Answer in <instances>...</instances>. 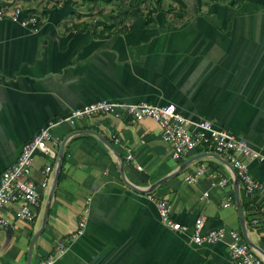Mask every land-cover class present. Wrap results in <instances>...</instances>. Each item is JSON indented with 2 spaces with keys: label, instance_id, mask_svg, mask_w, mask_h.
I'll list each match as a JSON object with an SVG mask.
<instances>
[{
  "label": "crops",
  "instance_id": "obj_1",
  "mask_svg": "<svg viewBox=\"0 0 264 264\" xmlns=\"http://www.w3.org/2000/svg\"><path fill=\"white\" fill-rule=\"evenodd\" d=\"M130 2L124 9L126 0H0V6L9 3L38 21L33 32L20 25L23 17L0 20V174L49 121L100 100L173 103L187 120L208 121L264 152V0H201L200 6L194 0H160L158 6L148 3L149 11ZM52 135L59 146L66 141L62 179L45 226L29 256L56 168L55 160L37 153L30 181L39 185L44 168H50L41 205L31 224L20 221L13 207L0 211L5 221L0 264H42L58 239L81 228L52 264H235L228 236L213 245L193 243L198 218L204 220L203 233L235 231L264 256L263 223L251 222L264 208V191L246 194L238 182L244 235L233 171L223 157L197 148L173 160L158 124L149 118H84L53 128ZM128 149L133 163L125 159ZM199 155L150 193L125 183L147 189ZM201 165L208 169L203 177L194 184L183 181ZM248 173L264 183L262 164L249 163ZM222 180L225 184L218 185ZM148 195L167 201L172 219L186 231L165 228Z\"/></svg>",
  "mask_w": 264,
  "mask_h": 264
},
{
  "label": "built area",
  "instance_id": "obj_2",
  "mask_svg": "<svg viewBox=\"0 0 264 264\" xmlns=\"http://www.w3.org/2000/svg\"><path fill=\"white\" fill-rule=\"evenodd\" d=\"M23 17L20 25L37 31L38 21L35 16H22L20 8L11 4L0 6V20H17ZM108 115L117 119H127L139 122L146 118L152 119L160 128L162 140L169 145L171 158L178 161L186 157L197 148L213 152L223 157L233 168L238 182L246 194L258 195L264 191V183L255 181L248 173L249 163H260L264 166V152L250 148L247 143L224 130L215 129L208 121H189L183 117L173 103L164 106H154L145 102L127 104L100 100L86 104L70 111L67 115L49 121L30 141L24 143L16 161L0 174V211L9 207L15 208V216L24 223L31 224L37 216L41 205L40 189L47 186V177L50 168L45 167L42 174L43 181L35 185L30 181L32 160L37 153L56 161L59 139L52 135V129L60 125H73L77 120ZM191 127H193L191 129ZM125 159L133 163L131 151L126 150ZM137 170L141 168L135 165ZM204 165L199 166L193 174H186L183 181L194 184L207 173ZM225 181H220L222 186ZM207 194L204 193L203 196ZM148 199H154L148 195ZM160 223L167 229L177 232L186 231L187 227L175 222L171 217L170 204L165 200L154 201ZM228 204L224 205L226 207ZM261 221L264 227V208H261L251 219L252 224ZM0 224L5 221L0 220ZM203 218L194 222L192 241L195 245H213L223 242L229 237L227 249L235 264H264V256L254 252L235 231L224 228L202 231ZM83 227V224L80 226ZM82 228L72 233L67 239H58L52 254L42 264H52L60 259L69 242L81 235ZM264 234V233H263Z\"/></svg>",
  "mask_w": 264,
  "mask_h": 264
},
{
  "label": "water",
  "instance_id": "obj_3",
  "mask_svg": "<svg viewBox=\"0 0 264 264\" xmlns=\"http://www.w3.org/2000/svg\"><path fill=\"white\" fill-rule=\"evenodd\" d=\"M82 132H75L73 133V135L75 134H81ZM97 135V134H96ZM65 141L66 139H64L62 141V143L60 144L59 148H58V151H57V154H56V168H55V174H54V177H53V181H52V185L49 189V192H48V195H47V199H46V203H45V209H44V213L42 215V221H41V227H40V230L39 232L32 238V241H31V245H30V250H29V256H30V253H31V247H32V243L33 241L36 239V237L39 235V233L42 231V229L44 228L45 226V221H46V217H47V212H48V208H49V204H50V201H51V197H52V193H53V190H54V187L57 183V179H58V174H59V170H60V165H61V159H62V154H63V148H64V144H65ZM101 141L103 143H106L103 139H101ZM109 146V145H108ZM202 155H199V156H196V157H192L190 159H188L187 161H184L180 166L179 168L172 174H170L169 176L165 177L164 179H161L159 181H157L156 183H154L152 186H150L149 188L147 189H137L136 187H134L133 185L125 182L126 185H128V187H130L132 190L134 191H138L140 193H144V194H147V193H150L152 192L157 186H159L162 182H164V180H166L167 178L169 177H172V176H175L177 174H179L180 172H182L185 167L187 165H189L191 162L195 161L198 157H200ZM217 158H219L218 156H216ZM117 160H118V165H119V172H120V175L121 177L123 176V164L122 162L120 161V158L117 156ZM228 166H230L227 162H225ZM231 167V166H230ZM232 171H233V175H234V185H233V191H234V198H235V204H236V207H237V211H238V215H239V219H240V224H241V228H242V233L245 235V229H244V225H243V220H242V212H241V206H240V203H239V199H238V180L236 178V174H235V171L233 170V168L231 167ZM247 243V241H245ZM248 244V243H247Z\"/></svg>",
  "mask_w": 264,
  "mask_h": 264
},
{
  "label": "rangeland",
  "instance_id": "obj_4",
  "mask_svg": "<svg viewBox=\"0 0 264 264\" xmlns=\"http://www.w3.org/2000/svg\"><path fill=\"white\" fill-rule=\"evenodd\" d=\"M134 1V0H133ZM127 3H132V2H130V0H126V4L123 6L124 7V9L125 8H127L128 6L129 7H132V5H129V4H127ZM152 6V5H156V6H158V3L160 4V0H143L142 2H140V0H138V2H137V4L139 5L138 6V9H143L144 11H149L148 10V8H146V6L148 5L149 6V4ZM134 5H135V3H134ZM148 15V13L146 14V16ZM147 18V17H146Z\"/></svg>",
  "mask_w": 264,
  "mask_h": 264
},
{
  "label": "trees",
  "instance_id": "obj_5",
  "mask_svg": "<svg viewBox=\"0 0 264 264\" xmlns=\"http://www.w3.org/2000/svg\"><path fill=\"white\" fill-rule=\"evenodd\" d=\"M91 1H99V2H103V3H110L112 1H120V0H91ZM135 1H138V0H135ZM174 1V0H173ZM177 1V0H175ZM198 6L201 5V0H194ZM207 1H214V0H207ZM62 162H63V157L61 159V165H62ZM61 165H60V170H59V174H58V179H57V182H59L61 179H62V171H61Z\"/></svg>",
  "mask_w": 264,
  "mask_h": 264
}]
</instances>
